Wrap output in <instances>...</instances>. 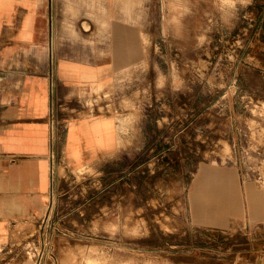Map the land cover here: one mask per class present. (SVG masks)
<instances>
[{"label":"rangeland","instance_id":"obj_1","mask_svg":"<svg viewBox=\"0 0 264 264\" xmlns=\"http://www.w3.org/2000/svg\"><path fill=\"white\" fill-rule=\"evenodd\" d=\"M154 4L148 15L157 18ZM50 10L56 73L54 0ZM195 22L189 53L161 50L147 36L146 60L108 89L56 99L55 115L68 125L127 117L140 137L130 151L78 169L63 158L62 134L48 211L14 223L0 264H264V0H196ZM106 38L99 27L91 43ZM209 166H233L242 178L243 214L226 228L194 219L193 193Z\"/></svg>","mask_w":264,"mask_h":264},{"label":"crops","instance_id":"obj_2","mask_svg":"<svg viewBox=\"0 0 264 264\" xmlns=\"http://www.w3.org/2000/svg\"><path fill=\"white\" fill-rule=\"evenodd\" d=\"M54 4L59 10L57 100L73 103L100 87L108 89L116 75L146 60L147 36L161 50L174 44L188 53L194 49L196 0H159L157 18L148 15L154 0ZM50 9L51 0H0V243L12 235L14 223L44 217L50 204ZM99 27H104L106 41L92 45ZM179 41L185 44L178 46ZM4 58H14V67L3 65ZM127 123V117L122 123L113 115L75 117L63 136V158L79 169L130 151L141 130ZM200 181L193 193L197 223L226 228L242 217L237 168L204 167Z\"/></svg>","mask_w":264,"mask_h":264},{"label":"built area","instance_id":"obj_3","mask_svg":"<svg viewBox=\"0 0 264 264\" xmlns=\"http://www.w3.org/2000/svg\"><path fill=\"white\" fill-rule=\"evenodd\" d=\"M50 79H51V94H52V101H51V111H50V123H51V129H50V161H51V190H52V182L54 179L55 175V170H56V164H57V143L58 140L60 139L61 135L64 136L65 132L67 131L68 128V123L62 122L57 119L55 115V67H51L49 71Z\"/></svg>","mask_w":264,"mask_h":264}]
</instances>
